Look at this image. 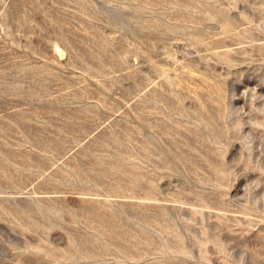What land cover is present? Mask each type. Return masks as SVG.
I'll return each mask as SVG.
<instances>
[{
  "label": "rangeland",
  "instance_id": "rangeland-1",
  "mask_svg": "<svg viewBox=\"0 0 264 264\" xmlns=\"http://www.w3.org/2000/svg\"><path fill=\"white\" fill-rule=\"evenodd\" d=\"M0 264H264V0H0Z\"/></svg>",
  "mask_w": 264,
  "mask_h": 264
}]
</instances>
